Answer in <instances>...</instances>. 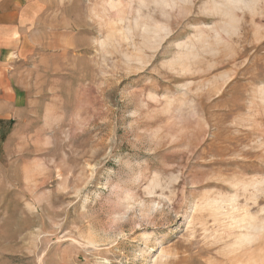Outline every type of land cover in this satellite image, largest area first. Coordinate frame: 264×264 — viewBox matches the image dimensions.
<instances>
[{
	"label": "rangeland",
	"instance_id": "obj_1",
	"mask_svg": "<svg viewBox=\"0 0 264 264\" xmlns=\"http://www.w3.org/2000/svg\"><path fill=\"white\" fill-rule=\"evenodd\" d=\"M23 2L0 264H264V0Z\"/></svg>",
	"mask_w": 264,
	"mask_h": 264
},
{
	"label": "crops",
	"instance_id": "obj_2",
	"mask_svg": "<svg viewBox=\"0 0 264 264\" xmlns=\"http://www.w3.org/2000/svg\"><path fill=\"white\" fill-rule=\"evenodd\" d=\"M28 16V7L23 0H0V63L12 53L5 42L10 37H20L18 26L25 24Z\"/></svg>",
	"mask_w": 264,
	"mask_h": 264
}]
</instances>
